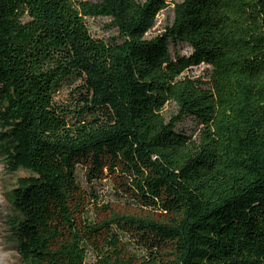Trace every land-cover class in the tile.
Instances as JSON below:
<instances>
[{"label":"trees","instance_id":"trees-1","mask_svg":"<svg viewBox=\"0 0 264 264\" xmlns=\"http://www.w3.org/2000/svg\"><path fill=\"white\" fill-rule=\"evenodd\" d=\"M168 6L0 0V158L27 173L7 218L22 264H264V0H182L146 39ZM90 18L115 35L93 37ZM202 64L208 80L188 75ZM106 179L132 210L90 220Z\"/></svg>","mask_w":264,"mask_h":264},{"label":"rangeland","instance_id":"rangeland-1","mask_svg":"<svg viewBox=\"0 0 264 264\" xmlns=\"http://www.w3.org/2000/svg\"><path fill=\"white\" fill-rule=\"evenodd\" d=\"M140 2L144 0H138ZM182 0H169V6L166 10L160 12L157 17L153 28L146 34V39L153 38L164 32L166 26L170 25L173 19V6L175 3L181 2ZM109 20L106 18L87 19V25L91 35L98 39L107 40L108 38L115 35V31L107 27ZM170 50L172 53L178 52L180 55L187 56L190 54V49L185 45L174 47L170 44ZM188 75L192 78L202 77L203 80H208L210 76V69L206 65H199L192 67L188 71ZM67 91H61L55 98L58 102L66 101ZM176 113L174 104H167L163 109L164 117L169 120ZM181 129L186 130L188 134H192V138H196L198 128L190 122L186 121L182 124ZM84 169H79L77 172V180L79 186L89 192L91 188L89 183L85 180ZM27 173L24 171H17L10 173L3 160L0 158V264H22L19 260L18 254L15 251V247L9 233L7 231L8 217L12 214V205L10 193L15 187L16 182L19 178L26 176ZM92 189L95 195L99 197L97 203H90L87 209V215L90 220H100L107 216L108 211L103 210L101 206L106 205L112 210L119 212H130L132 208H128L124 197H118L116 191L117 183L112 179H106L99 182H93Z\"/></svg>","mask_w":264,"mask_h":264}]
</instances>
